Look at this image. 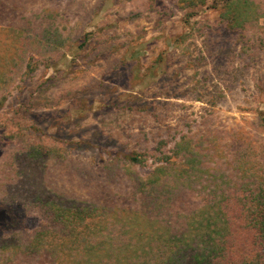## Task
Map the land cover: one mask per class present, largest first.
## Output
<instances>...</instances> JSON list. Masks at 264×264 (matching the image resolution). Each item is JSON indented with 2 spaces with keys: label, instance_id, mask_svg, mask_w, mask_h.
<instances>
[{
  "label": "rangeland",
  "instance_id": "obj_1",
  "mask_svg": "<svg viewBox=\"0 0 264 264\" xmlns=\"http://www.w3.org/2000/svg\"><path fill=\"white\" fill-rule=\"evenodd\" d=\"M252 1L255 17L235 29L223 23L214 0L195 9L157 0L165 5L158 16L149 12L154 0H12L8 15L15 20L49 10L44 23L55 21L62 46L40 44V38L26 34L33 30L21 32L0 17V155L38 143L48 154L36 173L39 185L108 202L127 215L139 207L130 185L140 163L127 151L126 129L141 124L160 129L156 118L146 122V112L129 122V111L151 107L161 115L177 103L172 127H179L178 120L184 128L195 122L198 135L189 140L195 150L230 154L244 146L255 159L249 169L264 177V0ZM132 9L141 14H128ZM221 24L215 42L196 37ZM235 31L242 40L238 52L231 45ZM173 53H187L193 66L180 68ZM6 65L14 70L3 84ZM186 85L206 94V103L187 94L177 98ZM60 155L70 160H57ZM12 160L6 154L0 167L7 169ZM232 165L225 159L217 167L231 171ZM139 170L141 178L149 174ZM130 216L134 230L151 229L143 217ZM39 219L18 202L0 200V237L33 229Z\"/></svg>",
  "mask_w": 264,
  "mask_h": 264
},
{
  "label": "trees",
  "instance_id": "obj_2",
  "mask_svg": "<svg viewBox=\"0 0 264 264\" xmlns=\"http://www.w3.org/2000/svg\"><path fill=\"white\" fill-rule=\"evenodd\" d=\"M168 1L178 9H195L207 2ZM11 2L0 0V17H6L9 26L16 25L21 32L30 28L33 32L26 34L40 38L39 43L45 46H62L59 40L62 34L51 23L55 21L44 23L49 10L33 11L30 16L20 14L15 20L8 15ZM214 2L220 4L223 23L231 28L243 27L255 17L252 0ZM155 3L157 0L151 3L149 12L158 16L164 12L165 5ZM128 14L139 16L141 11L132 9ZM221 27L222 24L202 29L196 37L211 44ZM232 33L231 45L238 52L242 40L237 31ZM201 53L205 51L199 49L198 54ZM173 55L182 69L192 67V61L195 62L187 53ZM17 57L20 59L22 55L17 53ZM237 57L232 58L235 66ZM26 64L28 67L30 62ZM13 70L5 66L3 84ZM185 94L206 103V94L195 85L176 96L185 98ZM177 106L175 103L161 115L151 107L136 112L128 110L129 122H133L136 113L146 112V122L150 123L151 118L152 122L158 120L156 125L160 129L155 131L154 125L149 127V124L146 129L142 124L136 129L128 125L126 129L130 132L126 134L129 140L124 142L127 151L133 152L131 160L140 163L138 172L139 169L149 172L141 178L140 172L134 171L130 190L139 200V207L127 215L126 211L116 212L108 202L76 196L59 186L39 185L36 173L44 169L48 154L38 143L10 148L1 154V157L11 155L13 160L7 169L0 167V200L18 202L37 213L40 219L33 229L0 237V264H264V177L249 169L255 159L245 154L244 146L242 151L230 154L195 150L189 140L198 135L196 123H187L184 128L178 120L179 127H172V121L177 118L170 114ZM180 151L184 156L180 157ZM56 159L70 160L63 155ZM225 159L226 163L234 161L231 171L217 167ZM132 214L146 219L151 229L134 230L135 224L126 219ZM130 220L136 221L135 216H130Z\"/></svg>",
  "mask_w": 264,
  "mask_h": 264
}]
</instances>
